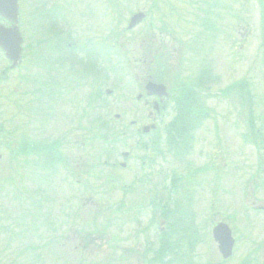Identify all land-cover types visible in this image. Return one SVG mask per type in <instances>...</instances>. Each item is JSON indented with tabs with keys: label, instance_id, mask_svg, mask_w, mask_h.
<instances>
[{
	"label": "rangeland",
	"instance_id": "1",
	"mask_svg": "<svg viewBox=\"0 0 264 264\" xmlns=\"http://www.w3.org/2000/svg\"><path fill=\"white\" fill-rule=\"evenodd\" d=\"M23 1L24 0H22V3ZM213 1L214 0H161L160 11H155L151 10L154 0H84L83 3L86 7H89L90 4L93 3L100 12L98 13L100 16L95 23V31L93 34H96V32H103L106 34L105 36H107L110 46H115L113 51H118L121 55L119 57L110 56L108 58V68H111V70L109 69V80L107 82L105 78L102 77V82L99 77L93 74H89L88 77L80 81L79 79H81V77L78 76V70L72 68L77 65V59L71 58L61 65L56 64L55 71L58 75L60 84L58 86L59 89L61 86H71L75 88L77 83L79 86L84 87H77L75 90L76 92L67 95V98H65L66 102L63 103V105H55L54 101L56 99L54 101H48L46 105H44L45 111L51 112V109L55 108V118H46V122L38 118H33L31 114L33 109L30 108L31 97L29 94L31 115L30 119L26 120L24 132H27V137L32 138L29 139V142L33 144L34 141H42L43 139L49 140V138L53 140L63 136L78 140L83 138L80 133H85L88 130L92 132H108L109 134L112 133V135L117 138L122 137L125 140V147L122 143L117 145L119 154L131 149L133 150V158L137 156L142 158L144 156L143 150L137 149V140L134 139V132L131 131L129 136L125 137L119 134L123 127H125L123 128L124 131L133 119H140L139 117H141L139 120L140 127L149 125V122L146 121L149 111L144 103L145 101L139 102L137 100V97L142 91L138 86H133L131 82L134 80L136 81L137 78L145 79V76L142 74V69L139 67L140 61H138L139 59L137 58L138 54H140L142 48H146L145 46L152 45L155 49L154 51L160 50L171 56L170 53H173L175 48L182 46L181 43L186 45L190 44V47H187L185 50L186 58L181 65L182 80L184 78L185 85L196 83L199 78V69L202 66V62L198 65L199 59L196 57L198 55L196 38L198 32L201 30L196 25H199L201 17H207L201 11L203 9H209L208 12L212 14L208 15V17L213 16L207 18L210 21L213 19V21L217 22L216 26L218 32L215 41L212 39L211 41L213 43L208 47V50L211 51V56H204L206 60L203 63L206 65L208 64L207 66L214 73L211 74L214 77V85L212 89H210V93L215 96L207 97L208 99L203 103L209 110V114L207 119L202 123L201 128L192 132L194 134V143H191L193 146L192 152L182 157L185 158V161H182L179 157L166 153L167 160H160L157 171L159 172V176L155 175L151 184H159V182L163 180V175L171 177L172 172L177 174V179L185 178V173L188 170L186 163L191 164L193 168L201 167L202 170H205V172L201 173L199 187L197 185L192 187V193L194 194L193 198H197L199 206L196 204L195 208L191 209V214L195 217H197L196 214H198L201 220H205L203 235L206 242L203 243V246L198 248L193 264H220L223 262L211 236L213 226L215 225L214 223L221 220L228 221L231 224L239 241L235 256L224 264H241L245 258L252 255L250 249L253 245L264 241V214L260 213L259 215L250 210L254 203H256L255 205L257 206H261L262 203L264 204V152L260 151L258 142L255 140L258 134L260 136L259 142L264 140V47H262L264 41V7L262 3L264 4V0H220V3L216 5L217 7L212 8ZM81 3L82 0H72L70 3L74 11L73 19H75L74 23L76 24L73 23V29H69L68 31L71 33L76 31V33H78L77 36H87L86 38H89L90 34L86 32L89 20L83 16L82 12L91 20H95L93 15L96 13V9L94 6H91L90 15L89 8L87 10L84 9V5H81ZM165 3L173 5L175 10H168L165 7ZM208 5L211 7L209 8ZM80 6H82V8ZM35 10L39 9L37 7L32 8L31 11H29V18L26 16L25 20L26 22L27 20L31 22V24H29L30 32L28 33V37L36 39L41 36L42 26L44 24L43 21L45 19L42 18L40 22L34 21L33 23V15L31 13ZM101 11L105 12L103 18L105 22L102 20ZM57 12L61 13L60 10ZM140 12L148 14L145 23L132 34L123 33V31L127 29L131 17ZM185 19H187V22L192 21V23L189 25L186 24ZM161 21L166 23L169 27V34L165 38L162 37V33H158L153 29L160 27ZM151 23H153L152 29L150 28ZM64 26L65 25L62 27ZM118 32H122L121 37L117 34ZM100 37L101 34H98L96 38L100 39ZM173 38H175L174 41H172ZM203 38L210 40V33H206L203 37H200V39ZM71 40L74 42L81 41L80 38L75 36H72ZM209 40H207V42H209ZM102 45H104L103 42ZM36 46L37 44H35V48ZM183 47L185 49V46ZM98 49H101V47L96 48L91 46L89 54L96 52ZM44 52H46V59H48V50ZM209 57L210 59H208ZM90 59L93 64L98 61V59L93 56H91ZM174 59L176 62L179 60L176 56ZM168 61L166 63H168ZM42 65L37 55L32 56L30 51V56H27L24 66L13 75L12 80H15L16 84L23 85V88H26V90L28 89L30 93L31 90L36 89L42 84L41 80L38 83L39 72H41L43 68ZM23 75H27V80L24 82L20 81ZM42 75L43 78L47 76L46 73ZM103 76L105 77L106 73ZM243 80L250 82V89L255 104V106L252 107H254L257 117L255 118V130L258 134L253 138L250 136L252 132L250 130V120L248 118L250 113L249 103H244V99L240 97L237 91L238 88L235 89L234 92H227L226 95L223 93L224 96L221 94L222 91L229 89L228 87L231 85ZM47 82L48 81H45V83ZM103 84V90L105 92L102 95L103 99L101 100V104L97 105L98 107L103 106V110L100 108L95 110L87 108L88 96L92 93L95 96V90ZM108 90L112 91L111 95L106 94ZM201 90L204 91L203 89ZM7 95V89L3 87L0 88V100H2V103L7 99ZM70 96L72 100L68 99ZM96 103L95 100V104ZM170 105L172 110L168 113L170 118L166 121L167 123H171L176 118L178 111L175 103L172 102ZM48 112H44L47 117H49L50 114ZM100 113L109 117V124L100 123L94 121V118H91V116H100ZM116 115H121L122 120H116ZM4 120L5 117L0 120L3 126H5L7 121V114L6 120ZM164 125L165 124H162L161 127ZM188 125V123H185V138H188L191 133L187 128ZM253 139L257 145L253 143ZM105 147L106 146H103L100 142L95 143L93 146L96 168L94 178H100L97 180L93 179V181L89 182V184L92 185V192L89 194L91 200L97 202L99 205H94V207L87 205V208L84 209L79 201L76 203V209L78 205V208H83V211L87 212L81 215L82 220L78 219L77 226L75 225L74 227L73 225L74 232L77 231L79 234L78 241L75 245L84 242L82 239H85L87 249L80 251L79 249L74 250L73 248L72 256L74 257L68 260L67 254H70L69 247L62 246L63 249L61 250V254L64 255V258L61 257L60 254L61 264H101L112 256L114 259L117 257L121 258L120 253H123V251L120 242L122 237L129 232V234L135 232V230H138V226L136 225L142 224L139 220L135 222L134 217H131L129 224L125 227L124 223L118 220V214L112 215L106 210L109 206L116 208L119 203L125 199L129 204L136 203L133 209L127 212V214L132 216L137 212V215L139 212V210L136 209L137 203H145L147 207L150 202V197L148 198L147 194H150V192L149 187H144V190L139 187V190L135 192L134 195L124 198V194L121 192V186L125 184L132 185V183L136 185L138 183L137 179H135L138 166L134 163L133 166L131 165L132 168L127 171L119 169L112 171L114 169L104 168L102 163L107 158V154L104 152ZM183 153L185 154V151H183ZM118 156L119 158L117 160L121 159V156ZM33 160L34 159H32V161ZM215 168L220 169L219 176L213 173ZM43 171H45L44 168ZM40 173L41 170L39 169L37 182L40 184H48L49 188H54L53 193L55 195L58 194L59 185L57 178L51 177L49 173H45L40 177ZM143 173L144 172H141V174ZM2 174L4 173L0 170V179H2ZM27 174L29 175L30 172H27ZM103 176L118 178L119 182L113 187H108L104 185V183L106 184L105 178L101 179ZM50 178H52L54 182H49ZM251 178L252 183L250 182ZM218 180L220 185H222L221 193L215 196L211 190L212 187L217 184ZM167 183H169V181ZM182 184H185V181H183ZM244 184L250 185V189H246ZM256 186L259 187L256 188ZM21 192L20 186L16 185L13 190L15 199L17 196H20ZM78 195L81 194L78 193ZM86 197L87 195L83 196V199H86ZM66 200H68V196ZM9 203L11 205L10 213L12 214V202L9 201ZM213 203L217 206V213H221V215L217 213H214L215 216L212 215V212L215 211L211 207ZM19 206L18 203H15V207ZM45 207L47 209H53V206L48 202L45 204ZM62 208L64 207L62 206ZM76 209H74V212L77 211ZM150 211L151 210H149V212ZM142 212L145 216L147 210L145 209ZM247 212H249V216L246 215ZM25 214L26 212L23 216ZM46 215L47 212L44 209L34 210L25 217V222L29 223L32 220L46 217ZM148 217L149 216H145L146 219L143 220L144 227L148 221ZM196 221L200 220L196 219ZM59 223H61L63 228H67L70 225V222L65 220V218L62 217L61 219V214ZM140 229H143V226ZM16 232L15 230V233ZM87 234L92 236V238L87 240L85 238ZM53 237V231L48 229L46 231V240ZM130 238L131 236L129 239ZM140 239L141 241L145 240L144 237ZM140 239L133 238V240H130L131 244L126 245L135 248V245L138 244L137 242ZM16 248L17 246L15 245V255L19 252ZM119 250L120 253L118 254ZM54 251L58 252L60 250H47L46 248L44 252V261L48 264H57L54 258L59 254ZM258 257L259 256H257V258ZM36 258L37 254L27 255L24 258V264H39ZM260 260H264V256L260 258ZM20 264L23 263L20 262ZM182 264L188 263L184 259Z\"/></svg>",
	"mask_w": 264,
	"mask_h": 264
},
{
	"label": "water",
	"instance_id": "2",
	"mask_svg": "<svg viewBox=\"0 0 264 264\" xmlns=\"http://www.w3.org/2000/svg\"><path fill=\"white\" fill-rule=\"evenodd\" d=\"M0 17L6 18L15 25L12 30L6 32L3 28L0 32V46L6 51L10 60L14 61V67L17 66L21 58V35L19 33V5L18 0H0ZM144 18V15H136L133 17L130 29L134 28ZM7 41V42H6ZM146 91L150 96L158 95L160 97L168 96L167 89L163 85L148 84ZM149 131L148 129H146ZM214 237L220 244L221 253L224 258L228 259L232 256L234 241L231 236V231L225 225H219L214 230Z\"/></svg>",
	"mask_w": 264,
	"mask_h": 264
},
{
	"label": "flooded vegetation",
	"instance_id": "3",
	"mask_svg": "<svg viewBox=\"0 0 264 264\" xmlns=\"http://www.w3.org/2000/svg\"><path fill=\"white\" fill-rule=\"evenodd\" d=\"M28 5H29V3L27 2L26 6H28ZM63 33L65 35H67L68 37L70 36V34L68 32H63ZM61 34H62V32L60 30L59 35L61 36ZM96 37H97V35H96ZM96 37H95V39H98ZM101 38H102V42L104 43V40H105L104 36H102ZM72 46H73L72 44H68L69 49L73 48ZM102 49H103V51L101 52V56L104 57L107 55V53L104 52V45H102ZM95 54L100 55L99 52H95ZM154 101H157V100H154ZM146 104L149 105L148 101H146ZM164 105H165V101L160 103V107L157 110L158 114H154V112L149 113L148 118L151 119L152 123H155V124L158 123L159 118L161 117V114H162L161 109H163V110L165 109ZM10 108H13V101L12 100H10L9 104H8V109H10ZM20 109H21L22 114L25 113L24 111H26V115L28 114V110H26V107H24L23 102L21 103ZM23 116H24V114H23ZM136 123H137V121L133 122V124H136ZM15 151L16 150L13 147H11V154L12 155L15 154ZM130 157H131V155H129L128 159H130ZM12 167H13V164L12 163L9 164V168H12ZM11 246H12V238L10 236H9V239H7L6 236H5V238L0 237V252L5 251L7 259H8V250L11 248Z\"/></svg>",
	"mask_w": 264,
	"mask_h": 264
},
{
	"label": "trees",
	"instance_id": "4",
	"mask_svg": "<svg viewBox=\"0 0 264 264\" xmlns=\"http://www.w3.org/2000/svg\"><path fill=\"white\" fill-rule=\"evenodd\" d=\"M263 7L264 4L262 3ZM263 28H264V11H263ZM239 92L241 93L242 98L244 97V99L249 102V104L253 105V97H252V93L250 90V84L248 82H242L239 85ZM187 101H191L190 99H197V92L195 89L191 88L187 91ZM186 114H188V112H186ZM165 253V252H164ZM164 253H162L164 255ZM161 257V255L159 254L158 259ZM162 258H160L159 260H161ZM158 260V261H159Z\"/></svg>",
	"mask_w": 264,
	"mask_h": 264
}]
</instances>
